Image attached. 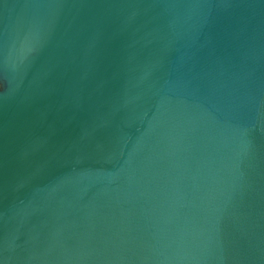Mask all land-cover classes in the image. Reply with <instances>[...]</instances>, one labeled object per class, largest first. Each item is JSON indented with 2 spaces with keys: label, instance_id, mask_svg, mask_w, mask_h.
Listing matches in <instances>:
<instances>
[{
  "label": "water",
  "instance_id": "1",
  "mask_svg": "<svg viewBox=\"0 0 264 264\" xmlns=\"http://www.w3.org/2000/svg\"><path fill=\"white\" fill-rule=\"evenodd\" d=\"M0 264H264V0H0Z\"/></svg>",
  "mask_w": 264,
  "mask_h": 264
}]
</instances>
